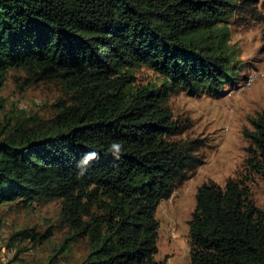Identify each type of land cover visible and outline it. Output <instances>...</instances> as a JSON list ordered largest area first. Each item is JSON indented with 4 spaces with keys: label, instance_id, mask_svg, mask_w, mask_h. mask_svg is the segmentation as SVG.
<instances>
[{
    "label": "trees",
    "instance_id": "1",
    "mask_svg": "<svg viewBox=\"0 0 264 264\" xmlns=\"http://www.w3.org/2000/svg\"><path fill=\"white\" fill-rule=\"evenodd\" d=\"M249 19L264 25V0H0V85L14 68L62 90L51 115L0 123V205L60 198L61 249L84 241L79 264H166L155 257L157 206L204 161L198 140L177 138L166 98L238 85L246 75L228 28ZM140 65L161 84H136ZM251 123L252 161L264 168V114ZM113 142L124 147L118 160ZM92 151L99 158L79 176ZM195 201L190 264H264V205L243 182H205ZM48 236L24 229L12 240Z\"/></svg>",
    "mask_w": 264,
    "mask_h": 264
},
{
    "label": "rangeland",
    "instance_id": "2",
    "mask_svg": "<svg viewBox=\"0 0 264 264\" xmlns=\"http://www.w3.org/2000/svg\"><path fill=\"white\" fill-rule=\"evenodd\" d=\"M228 44L239 78L258 71L248 87L236 84L190 95L185 89L169 92L166 105L181 133L177 138L196 139L204 161L156 209L158 252L166 264H190L188 220L195 208L197 188L205 182L223 187L229 178L243 182L253 203L264 205V168H256L254 149L245 132L253 130L251 119L264 114V25L253 20L230 21ZM135 83L161 84L153 69L134 68ZM61 86L24 69L10 68L0 85V123L18 116H49L61 96ZM251 148V149H250ZM61 199L25 204L17 200L0 205V264H79L87 252L84 241L68 242L69 228L60 218ZM30 229L49 233L42 242L13 234ZM51 258H53L51 260Z\"/></svg>",
    "mask_w": 264,
    "mask_h": 264
},
{
    "label": "clouds",
    "instance_id": "3",
    "mask_svg": "<svg viewBox=\"0 0 264 264\" xmlns=\"http://www.w3.org/2000/svg\"><path fill=\"white\" fill-rule=\"evenodd\" d=\"M247 74H246V76H247ZM123 151H124V147L120 142H113L109 146V153L113 156L114 159L118 160L121 157V155L123 154ZM98 158H99V154L94 152V151L86 153L85 156L81 159V161L78 162V164H77V167L79 169L78 175L83 176L86 172V167L90 163V161L93 159H98Z\"/></svg>",
    "mask_w": 264,
    "mask_h": 264
},
{
    "label": "built area",
    "instance_id": "4",
    "mask_svg": "<svg viewBox=\"0 0 264 264\" xmlns=\"http://www.w3.org/2000/svg\"><path fill=\"white\" fill-rule=\"evenodd\" d=\"M259 72L258 71H254V72H249L246 76V78L239 83L238 86H240L242 89L245 87H248L252 84V82L259 76Z\"/></svg>",
    "mask_w": 264,
    "mask_h": 264
}]
</instances>
